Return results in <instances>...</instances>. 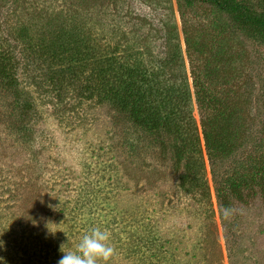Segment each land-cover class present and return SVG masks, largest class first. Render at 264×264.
I'll list each match as a JSON object with an SVG mask.
<instances>
[{
	"label": "rangeland",
	"instance_id": "rangeland-1",
	"mask_svg": "<svg viewBox=\"0 0 264 264\" xmlns=\"http://www.w3.org/2000/svg\"><path fill=\"white\" fill-rule=\"evenodd\" d=\"M244 1L264 8V0ZM20 6L89 14L103 44L116 54L122 49L118 57L132 47L131 63L149 67L170 53V43L177 46L193 119L180 120L186 139H174L143 128L106 98L97 101L77 82L74 92L37 86L21 62L17 88L33 109L14 105V87L0 88V264H57L61 245L75 250L93 228L110 234L115 254L108 264H264L263 39L198 2L20 0ZM12 9L11 0H0V26L24 19ZM174 30L178 38L170 42ZM186 36L197 50L187 48ZM210 95L231 112L223 127H214ZM206 119L229 138L232 152L209 158ZM233 184L240 197L231 193ZM222 198L232 209L227 219Z\"/></svg>",
	"mask_w": 264,
	"mask_h": 264
},
{
	"label": "trees",
	"instance_id": "trees-1",
	"mask_svg": "<svg viewBox=\"0 0 264 264\" xmlns=\"http://www.w3.org/2000/svg\"><path fill=\"white\" fill-rule=\"evenodd\" d=\"M183 1L185 4L198 2L213 6L227 14L239 29L251 31L264 41V8L256 10L244 0ZM11 4L14 16L24 19L19 24L7 19L1 23L0 88L14 87V105L22 111H29L34 104L24 88H17L18 69L22 62L25 73L32 74L37 86L47 83L52 85L56 93H60L65 90L64 86L73 91L71 86L77 82L81 90L94 92L97 101L105 98L111 101L112 108L119 113L127 112V117L143 128L154 132L165 130L174 139H186L183 136L185 127L181 126L180 120L188 117L189 124L193 117L189 109L186 110L189 100L188 77L180 69L182 60L177 46L170 43V53L161 58L157 56L149 67L137 63L138 59L131 63L132 55L131 52L128 54V49L132 47L126 46L124 56L118 57L122 49L116 54L111 47L103 44L104 35H97L89 27V14L81 17L75 11L55 12L45 9L44 12L36 10V6L21 7L20 0H11ZM177 38V31L174 30L168 40L171 42ZM110 41L107 40L109 45ZM118 41L116 45L120 46ZM185 41L189 50L190 45L197 50L198 45L192 37L186 36ZM138 54L135 52L136 56ZM193 81L197 90L204 85L200 84L196 76ZM205 102L209 103L208 108L213 109V114L218 117L213 118L214 127H223L231 117L224 100L210 95L205 97ZM210 124L209 119H206L202 126L209 158H216L221 152H232L230 143L226 141L229 138L215 131ZM183 145L184 142H181L179 148L183 149ZM178 153L181 157L182 150ZM235 186L233 184L230 191L235 197H240L241 191ZM222 203L224 209L228 208L225 198H222Z\"/></svg>",
	"mask_w": 264,
	"mask_h": 264
},
{
	"label": "clouds",
	"instance_id": "clouds-1",
	"mask_svg": "<svg viewBox=\"0 0 264 264\" xmlns=\"http://www.w3.org/2000/svg\"><path fill=\"white\" fill-rule=\"evenodd\" d=\"M232 209H223V215L227 219L231 214ZM50 233L55 234L57 231L51 230L47 226ZM110 234L107 231L100 228H93L89 233L82 236L79 243L76 245L75 250L65 252L63 245H61L62 257L57 261V264H98L103 261L104 264H108V261L115 254V249L110 245ZM4 242L0 240V247ZM4 258L0 257V262H3Z\"/></svg>",
	"mask_w": 264,
	"mask_h": 264
}]
</instances>
